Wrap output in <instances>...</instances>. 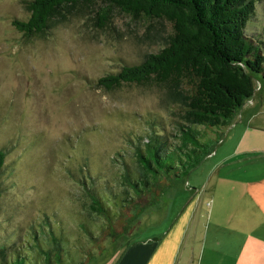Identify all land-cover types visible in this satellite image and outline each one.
<instances>
[{
    "label": "rangeland",
    "instance_id": "374dc122",
    "mask_svg": "<svg viewBox=\"0 0 264 264\" xmlns=\"http://www.w3.org/2000/svg\"><path fill=\"white\" fill-rule=\"evenodd\" d=\"M27 1L0 0V149L7 153L0 188V244L24 239L28 226L46 214L75 227L83 197L71 171L88 159L93 169L107 173L105 165L113 152L130 150V132L141 133L150 118L169 119L156 86L125 83L109 90L98 84L101 76L140 62L147 52L158 49L162 26L158 28L162 31L148 29L116 9L109 23L101 26L97 5L84 4L56 14L44 32L25 35L13 20L30 17ZM244 31L264 42V0L256 3ZM258 79L254 95L225 129L216 149L184 182H204L221 155L238 149L250 152L242 154L244 161L236 157L232 176L242 178L245 173L239 171L253 167L249 174L257 179L260 171L255 164L264 165V160L256 163V155L264 151L253 150L264 149V78ZM187 189L173 203L171 189L164 193L141 214L134 230L139 226L156 230L158 224L150 225L160 217V226L166 229L169 208L172 219L194 196ZM237 189L232 194L240 197ZM37 231L41 234V227ZM123 238L108 244L89 264L109 261L117 246L126 243Z\"/></svg>",
    "mask_w": 264,
    "mask_h": 264
},
{
    "label": "trees",
    "instance_id": "16d2710c",
    "mask_svg": "<svg viewBox=\"0 0 264 264\" xmlns=\"http://www.w3.org/2000/svg\"><path fill=\"white\" fill-rule=\"evenodd\" d=\"M258 1L26 2L30 17L13 20L25 35L44 32L56 14L84 4L97 5L101 26L109 23L114 9L148 29L162 26L158 49L101 76L98 84L109 90L125 83L156 86L169 119L150 118L141 133L130 132V150H115L105 174L93 169L88 159L80 163L71 171L83 197L77 225L69 228L62 218L52 220L53 215L46 214L28 226L24 239L0 244V264H89L108 244L132 232L141 214L164 193L185 181L254 95L256 80L264 78V42L244 31ZM6 155L0 149V188Z\"/></svg>",
    "mask_w": 264,
    "mask_h": 264
},
{
    "label": "crops",
    "instance_id": "0c3cea01",
    "mask_svg": "<svg viewBox=\"0 0 264 264\" xmlns=\"http://www.w3.org/2000/svg\"><path fill=\"white\" fill-rule=\"evenodd\" d=\"M253 150L264 151L261 148ZM249 152L250 149L227 152L212 165L204 182L191 185L186 180L170 188L173 191L169 189L168 194L172 203L188 190L187 187L192 189L194 196L178 207L172 219H169V208L164 217L166 229L161 228L163 219L160 217L154 218L150 225L158 224L154 226L156 230L146 231L145 226L142 229L139 226L136 231L122 236L126 243H120L107 262L264 264V165L260 163L256 167L255 164L260 171L255 173L257 179L249 174L253 167L239 171L245 173L242 178L232 176L236 166L231 165L236 163V157L244 161L246 157L242 154ZM256 157L259 164L264 160V153ZM236 188L241 192L240 197L232 194ZM136 234L138 239L134 238Z\"/></svg>",
    "mask_w": 264,
    "mask_h": 264
}]
</instances>
